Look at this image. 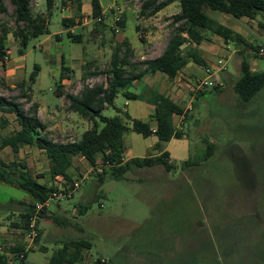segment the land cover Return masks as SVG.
Returning <instances> with one entry per match:
<instances>
[{
	"label": "rangeland",
	"instance_id": "rangeland-1",
	"mask_svg": "<svg viewBox=\"0 0 264 264\" xmlns=\"http://www.w3.org/2000/svg\"><path fill=\"white\" fill-rule=\"evenodd\" d=\"M58 1L69 3L71 10L76 11L75 0ZM144 1L116 0L115 10L105 18L108 24L100 34L93 28L88 32L90 25L77 23L79 26L72 27V34H82V42L72 41L67 36L70 30L64 27L56 13H52L48 31L31 37L20 54L19 41L12 33L17 26L13 4L3 0L6 11L0 12V23L10 29L6 48L9 57L18 61V67L7 76L0 72V95L18 97L22 89L17 84L38 65L30 97H20L17 101L26 112L40 104L41 111L37 110V115L45 125L42 132L48 138L57 142L79 139L84 129L92 127V122L72 110L65 96L61 99L56 94V80L60 73L69 77L62 91L72 94H78L87 83L106 84L111 53L115 44L121 41V34L132 44L141 45V55L152 57L160 53L177 26L173 24V15L178 6L170 4L158 13L147 15L141 13ZM30 3L34 14L46 10L45 0H39L40 5L36 0ZM81 7L88 15L91 0H81ZM205 12L229 27H244L242 20L245 17L236 18L208 8ZM121 20L124 26L119 24ZM255 21L264 23V15L259 13ZM18 24L22 26L21 22ZM257 30L264 32V27ZM247 31L243 30L247 41L264 46L254 31ZM209 34L212 33H206ZM57 35L59 39L55 38ZM232 44L235 48L240 47L251 69H264V54L256 57L255 51L243 44ZM189 47L184 44L182 51L185 53ZM197 52L207 66L193 62L187 68L192 74L190 80L206 78L222 84L218 91L212 90V85L204 86L201 88L204 93L197 97L186 89L178 100L184 109L188 103L191 107L186 109V117L174 115L173 125L183 134L166 143L174 169L139 168L126 173V179L106 177L102 184L96 185L97 171L83 157H74L69 169L72 170L70 182L78 179L79 187L72 197L53 201L47 206L50 217L39 219L41 235L27 251L26 264H46L53 251L70 238H83L91 243L90 249L83 250L82 261L74 264H94L97 259L101 264H178V259L191 260L190 257L199 248H204L207 241L214 246L215 254H204V264H264V251L259 253L264 243L259 244L254 256H247L250 251H255L259 233L264 230L260 228L264 225V87L250 100L240 101L233 90L239 76V54L229 55L230 51L222 50L208 54L199 48ZM71 54L77 58L73 62L74 69L69 68ZM62 56L64 65L68 66L66 70L62 69ZM219 59L224 62V69L207 72V68ZM136 81L127 89L135 92L138 88L139 98H127L119 92L114 105L104 107L101 113L105 116L118 114L128 126L132 119L151 122L141 95L144 82L135 84ZM150 91L158 90L145 89L147 95ZM1 115L8 123L0 127V136L9 135L18 124L13 114ZM123 141L130 143L136 155L146 156L157 150L150 136L144 137L132 130L124 133ZM209 145H212V154L207 160L197 167L181 168L184 160L203 155ZM0 156L8 163L15 161L26 165L32 175H42L39 178L42 182L56 184L49 176L48 159L39 148L23 146L15 153L7 146L0 150ZM83 175L87 178L80 177ZM31 202L24 190L0 180V243L6 238L10 222L19 224L24 204ZM80 203L88 205L82 214L78 210ZM52 216H57L62 223L53 221ZM21 231L24 229L20 225L16 227V238L22 240ZM227 251L230 254H226Z\"/></svg>",
	"mask_w": 264,
	"mask_h": 264
},
{
	"label": "trees",
	"instance_id": "trees-1",
	"mask_svg": "<svg viewBox=\"0 0 264 264\" xmlns=\"http://www.w3.org/2000/svg\"><path fill=\"white\" fill-rule=\"evenodd\" d=\"M30 1L10 0L13 4L14 20L17 23L16 29L12 33L19 41L20 48L18 50L20 54L22 53V48L27 45L31 37H37L47 32L49 17L55 2V0H45V12L34 14L31 11ZM175 1H178L180 7L179 12L173 15V24H177V26L171 33L165 48L159 56L133 63L131 62L133 51L129 42L123 39L113 47L107 70L108 78L106 84H94L91 87L85 85L79 94L62 91V80L65 76L64 73H60L56 80V94L64 95L69 101V107L72 110L92 122V127L84 130L79 139L69 142H57L48 138L42 132L45 125L37 115L36 105L31 112H26L22 104L17 101L20 97H30L29 92L32 90V84L35 82L39 71V66L35 65L29 76L17 84L22 89L18 97L9 98L0 95V113L13 114L18 124V128L12 133L0 136V150L7 146L15 153L23 146H33L42 149L48 159L50 178L53 180L56 176H62L66 184L71 181L69 169L72 167L73 159L76 156L83 157L97 171L96 185L102 184L106 177L114 180L126 179V173L134 172L139 168L161 166L166 171L174 169V165L169 158V153L166 150H162L157 155L134 156L124 160L125 146L123 135L128 130L140 133L144 137L155 134L157 137V149L161 150L162 146L172 138H180L183 134L182 131L176 129L173 125L174 115H181L183 117L187 115L179 103L173 101L168 95L158 91L149 92L150 101L154 106V112L151 114L156 124L154 131L149 121L132 119L131 125L128 126L118 114L105 116L101 113L102 109L107 106H113L114 99L119 92H122L127 98H137L138 95L130 92L127 88L134 80L142 78L145 73L160 72L169 78H174L189 61L206 67L207 64L198 54L196 45L202 40L207 39V32L220 36L225 42L243 44L255 52L258 50L259 45H253L229 26L212 18L205 12L206 8L227 13L236 18L248 17L255 19L259 13H264V0H146L141 6V13L152 15ZM75 3L76 11L74 16L68 19H61L63 25H73L74 18L80 16V1L75 0ZM147 9L149 10L146 13L145 10ZM5 11L6 7L3 0H0V12ZM101 13L99 0H91L90 14L97 16ZM19 22L22 23V26L18 24ZM102 23H105V21L103 20L98 24ZM119 24L124 26V21L121 20ZM260 24L263 23L260 22ZM137 28L136 26V30ZM9 33L10 29L4 23H0V67H4L5 57L7 56L6 40ZM67 36L72 41H81L79 34H71L69 32ZM186 42H192L195 46L189 47L184 53L182 48ZM236 53L240 56L238 64L239 76L233 84V90L240 101L246 102L264 87V69H251L249 60L243 52L239 51ZM254 56L257 57V54L255 53ZM138 66L142 68L137 69ZM62 69H68L63 62ZM211 89L218 91L219 85H213ZM203 93L204 91L201 89L193 92L195 97ZM7 123L8 119L4 115H1L0 127H5ZM211 148L212 145H209L206 147L203 155L184 160L181 168L199 166L211 156ZM40 177L42 175H32L26 165H20L19 162L15 161L8 163L0 156V180L24 190L31 197L32 201L45 199L56 188L52 182H41L39 180ZM95 197L97 198L98 195L96 194ZM24 206V211L20 213L21 222L17 224V226L20 225L23 229L31 213L32 202L25 203ZM87 207V203H80L78 210L82 214L86 211ZM250 210L252 211V209ZM250 215H254V213ZM39 217H50L47 214L46 208L40 211ZM51 218L55 222L62 223L57 216H52ZM256 225L258 226V224ZM260 226L261 229L264 228L262 227L264 225ZM40 235L41 232L39 230L35 242L40 238ZM209 238L211 237L208 236ZM261 243H264V230L259 233L257 247L254 248L255 251H250L247 256H254L256 248ZM22 247L21 243H16L10 245L9 249L17 252ZM90 248V241L83 238L64 240L62 245L53 251L46 264H74L80 262L83 259V250ZM262 248L259 250V253L264 251V246ZM229 252L227 251L226 254H230ZM204 254L211 256L215 254L214 246L209 241H207L204 248H199L190 257L191 260L189 258L184 261L178 259V264H204ZM25 258L26 254L24 258H15L13 262H10L5 255L0 254V264H26L24 262ZM94 264H101L100 260L97 259Z\"/></svg>",
	"mask_w": 264,
	"mask_h": 264
},
{
	"label": "crops",
	"instance_id": "crops-1",
	"mask_svg": "<svg viewBox=\"0 0 264 264\" xmlns=\"http://www.w3.org/2000/svg\"><path fill=\"white\" fill-rule=\"evenodd\" d=\"M36 1H37V5H40L39 0H36ZM79 1H80V4H81V0H79ZM99 4L101 6L102 13L107 14V11L110 8H114V6L116 4V0H99ZM170 4L171 5L176 4L178 6V10L176 11V13L179 12V3H178V1L172 2ZM170 4H168L164 8L170 6ZM75 6H76V3H75ZM164 8H162V9H164ZM90 11H91V9H90ZM160 11H158V12H160ZM44 12L45 11H40L39 13H44ZM81 12L83 13L82 7H81ZM52 13H56L57 16H58V18L61 21V19H63V18H67V19L68 18H72L74 16V14H75V10L74 11L71 10V7H70L69 3L68 4L60 3L58 0H55L54 5H53V8L51 10V15H52ZM87 14H90V12L87 13ZM83 15H84V13H83ZM109 15H111V14H108L107 16H109ZM263 15H264V13H263ZM76 18H79V17H75L74 20ZM245 18L246 19L242 20V22H244L243 23L244 24V27L243 28H241V27L240 28H237L234 25L232 27H230V28H232L235 32L241 34L245 39H246V36L243 33V30H245V31H247V30L248 31L249 30L254 31V33H256V36L258 37V40H259L260 44L264 45V32H259L257 30L260 26H263L264 27V23L263 24H259L258 22L255 21V19H251V18H248V17H245ZM223 20L226 21V22H228V23H231V22L227 21V20H229L228 18H224ZM238 22L239 21L233 22V23H238ZM107 24H108L107 22L106 23H102V24H96L95 23V26H91V24H88V25H90V27L87 28V31L89 32V31H91L90 28H93V31L96 34H100V32L102 31V28L106 27ZM136 24H139V23H136ZM76 26H79V25L75 24V21H74L73 25L72 24L64 25V27L66 29H69L70 30V33L71 34L73 32L72 27H76ZM47 27H48V25H47ZM123 29H124V27H123ZM47 31H48V28H47ZM248 31H247V33H248ZM79 35L81 36V41L80 42H82V40H83L82 34H79ZM8 36H9V34L7 35V37ZM135 36L137 38V34L136 33H135ZM55 38L56 39H59L60 36L57 35ZM123 39H126L129 42L130 47H131V49L133 51V55L131 57V62H133V63L136 60H144V59H151V58L157 57L163 51L162 50L160 53H158L157 55L152 56V57H148V56H145V55H141L142 52H143V50L141 49V45L140 44H138L137 42H135L134 44H132L130 40H128L125 36H123L121 34V41ZM102 41L103 40L101 39V42ZM207 42H209V44H207ZM185 44H189L190 47H194L195 46L194 43H190V42H186ZM233 47L234 46H233L232 42H225L220 36H218L216 34H209V35H207V39L202 40L198 45H196L197 50L199 48L200 50H202V52L208 51V54H217V53H219V51L222 50V51H226V52L227 51L228 52L230 51L229 52L230 53L229 55H231V54L233 55L236 52H239L240 51V47H236V48L235 47L233 48ZM6 51H7V55H8V52L9 51H8L7 48H6ZM144 52H146V51L144 50ZM73 55L74 54H71L70 55L71 57L69 58V62L71 63V64H69L71 66L69 68H71V69H74V67H75L73 65V62L74 61H77V58L75 56H73ZM8 57H9V55H8ZM60 59H61L62 62H63V60L65 61V59H64L63 56ZM17 64H18V61L16 62V61H14L13 59H11L9 57L8 60H5L4 67H0L1 74L2 75L3 74H6V76H7V74H12V71H14V69L18 67ZM192 64H194V63L192 61H189L182 68V70L179 72V74L176 77H174V78H169L168 76H166L163 73L155 72V73H145L142 78L136 79L137 81L135 82V84L138 81H143L144 82V86L141 88V90H142L141 91V95H142V99L145 100V102L147 104V110L146 111H147V115L150 118V121L151 122H149V123H150L151 128H152L153 131H154L155 126H156L155 120L151 117V114L154 112V106H153V104L150 101V99H151L150 96L145 93V89H148V88L149 89H155L156 88V90H158V92L168 95L173 101H175V102L178 103V100L180 98H182V95H183V93H185L186 89L189 91V93L191 92L190 91L191 90L190 89L191 87H190V83H189V81H191V80H190L189 77L192 74H191V72H189L187 70V68L190 67ZM184 71H186L187 73L184 74ZM208 71L210 72V69L207 68V72ZM4 78H5V75H4ZM69 80H70L69 77H64L63 78V80H62L63 88L64 87L66 88V84H67V82ZM138 91H139V89L136 88L135 89V92H133V93H135L136 95H138V93H137ZM58 96L62 99L64 95H58ZM139 97L140 96H137V98H139ZM125 104H126V102H125ZM37 110L40 113V111H41L40 104H39ZM184 110L186 111V107H185ZM174 118L175 117L173 116V121H174ZM84 130H86V129H84ZM149 136L152 139V144L155 146V149H157V145H156V143H157V137H156V135L155 134H151ZM172 139H174V138H172ZM169 142H167V143H169ZM124 146H125V149H124V160L129 159V158L134 157V156H141V155H136V154L133 153V150H132V147H131L130 143H128V142L126 144L124 143ZM166 148H167V144H164L162 146L161 150L157 149L154 153L147 154L146 156H149V155H157L162 150H166ZM39 150L43 151L40 148H39ZM125 152L127 154H125ZM71 172H72V170L71 171L69 170V173L70 174H71ZM56 178H61V177L60 176L55 177V179H53V181L57 180ZM16 225H17V222H13V221L10 222V225L7 228V231L5 233L7 239L4 238L3 239V242H1V243H5L6 242L7 244H10V245L16 244V243H21L22 244L23 239L21 240V239H17L16 238V227H18ZM22 234H23V232L21 231V235Z\"/></svg>",
	"mask_w": 264,
	"mask_h": 264
},
{
	"label": "built area",
	"instance_id": "built-area-1",
	"mask_svg": "<svg viewBox=\"0 0 264 264\" xmlns=\"http://www.w3.org/2000/svg\"><path fill=\"white\" fill-rule=\"evenodd\" d=\"M31 2V1H30ZM31 5V3H30ZM115 10L114 8H110L107 11V14L101 13L100 15L97 16H92L91 14L88 15H82L79 18H76L75 24L80 23L82 25H88V24H92V23H99L103 20H105V18L107 17L108 14L113 13V11ZM116 20H118V18H116ZM113 29L115 31H118V27H113ZM258 55H263L264 54V46L259 47L258 51L255 52ZM7 59V56L5 57V60ZM222 70L224 69V62L222 61V59H219L217 61L216 64H212L210 67V71H216V70ZM190 83V89L191 91L195 92L201 88H203L206 85H221V82H212V81H208L206 78L205 79H197L195 81H189ZM93 84L91 83H87V86L91 87ZM191 104L188 103V105L186 106L187 108H190ZM93 168V167H92ZM94 169V168H93ZM58 177V176H56ZM61 178H56L57 180H55L54 182L56 183L55 186L56 188L53 189L48 196L43 199V200H35L32 201V209H31V213L29 214L28 218H27V222L23 231V242H22V249L17 251V252H13L11 251L10 248V244L6 245L4 243H0V254L5 255L8 260L10 262H13V260L15 258L17 259H22L24 258L25 254L27 253V251L29 249H31L33 247V243L35 241V239L38 236L39 233V227H38V220H39V213L42 209L47 208V206L51 203V202H59L65 199H68L70 197L73 196L75 190H77V188L79 187V183L80 181L78 179H76L75 181L71 182V183H67L65 182L64 178L62 176H60ZM80 177H85L87 178L85 175L80 176Z\"/></svg>",
	"mask_w": 264,
	"mask_h": 264
}]
</instances>
